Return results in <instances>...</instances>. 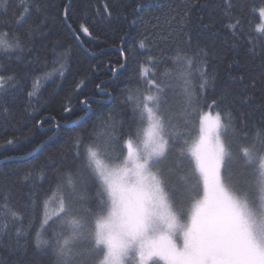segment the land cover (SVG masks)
Here are the masks:
<instances>
[{"label":"snow or ice","instance_id":"1","mask_svg":"<svg viewBox=\"0 0 264 264\" xmlns=\"http://www.w3.org/2000/svg\"><path fill=\"white\" fill-rule=\"evenodd\" d=\"M54 7L51 0H0V59L23 63L39 51L35 41L51 31ZM93 11L119 34L110 72L130 70L128 83L136 85L123 93L133 130L125 133L110 112L91 134L71 135L73 167L55 170L42 200L37 182L47 179L46 169L24 173L17 182L30 186L32 213L42 209L34 232L13 205L12 189L0 185V264H38L37 257L49 264H264V115L257 124L245 110L258 93L264 111V0H100ZM257 16L262 23L253 28ZM62 17L81 44V35L97 38L86 23L72 29L68 4ZM51 54L39 70L45 81H59L49 101L35 89L41 77H31L29 90L27 73L0 66V116L12 114L22 93L36 126L51 120L60 127L33 106L34 98L54 100L71 72L70 48ZM86 83L74 81L71 93ZM96 88L111 95L103 81ZM177 92L178 109L170 103ZM79 102L89 107L87 97ZM61 109L72 112L70 95ZM172 155L177 168L187 160L179 186L171 179L176 168L161 167Z\"/></svg>","mask_w":264,"mask_h":264},{"label":"trees","instance_id":"2","mask_svg":"<svg viewBox=\"0 0 264 264\" xmlns=\"http://www.w3.org/2000/svg\"><path fill=\"white\" fill-rule=\"evenodd\" d=\"M51 2L55 6L52 9L55 19L51 23V31L47 36L36 39L34 48L39 51L22 57L23 63H17L15 57L0 59V66L6 70H15L20 75L28 74L30 78L24 82V87L29 90L32 86L31 77H41L35 84V89L39 93L41 101H49L52 94L58 90L59 81L57 83H52L50 80L45 81L39 70L45 67V61L50 65L53 60L51 54L53 47L57 52L68 47L72 53L71 72L67 74L63 88L59 89V95L46 105L37 104L35 98L33 99L35 108L43 111L45 116L55 117L60 124L58 129L51 120L41 126H36L32 118L25 112L27 100L22 93L11 106L12 114L7 118L0 116V185L7 183L12 189V203L25 215V226H29L31 219L30 226L33 232L39 227L42 209L37 206L35 213H32L31 201L27 198L30 186L17 182L22 180L24 173L35 165L44 166L47 171V179L37 182V192L39 199L42 200L44 193L48 191L53 182L55 170L61 167H73L74 162L67 143L71 135L80 133L87 136L91 134L93 126L97 125L110 112L116 116L117 120L124 122L123 131L125 133L133 130L130 127L133 121L131 109L123 103V93L126 87L136 85L128 83L130 70L128 73L122 72L117 76H113L110 72V67L115 65L119 59L117 50L119 34L114 31L115 26L109 27L96 19L93 6L98 5L100 0H51ZM138 2L147 5L149 3H167V0H138ZM65 4L69 5L68 22L72 29L79 31V24L86 23L93 36L97 37L96 39L81 35L83 43L76 40L71 29L63 21L62 8ZM94 19L95 23H92L91 21ZM261 23L258 16L251 18L253 28ZM130 31L135 34L134 30ZM225 52L229 57L235 55L228 49H225ZM37 56L40 57L39 64L35 63ZM27 60H32L33 65L29 66L26 63ZM258 66L259 61L257 60L253 63V67L257 68V73ZM223 68L224 64L221 63L219 65L221 74H223ZM194 71L195 69H193ZM82 77L87 78L86 86L78 95L72 94L71 89L74 86V81ZM102 81L106 84L105 92L111 93L110 96L98 92L96 85ZM66 94L70 95L72 100L73 110L69 114L63 113L61 109ZM85 97L89 100L90 111L89 107H85L79 102ZM180 100L178 92L175 95L170 94V103L174 104V108H179ZM45 108L46 111H44ZM245 110L252 113V119L257 124L260 123L264 111H262V101L258 93L255 102ZM28 111L31 112V109ZM73 123L77 126L72 127ZM179 127H185L182 121L179 122ZM9 139L15 142L12 145L6 144ZM176 162V155H172L162 164V168L164 170L176 168V175L171 179L179 186L183 183L179 176L183 174L182 169L187 168V160H183L179 168L176 167ZM89 194L94 196V188H89ZM37 262L38 264H49L47 257H37Z\"/></svg>","mask_w":264,"mask_h":264},{"label":"rangeland","instance_id":"3","mask_svg":"<svg viewBox=\"0 0 264 264\" xmlns=\"http://www.w3.org/2000/svg\"><path fill=\"white\" fill-rule=\"evenodd\" d=\"M180 129L184 130V128H180ZM161 167H162V165H161ZM55 208H56V200H55V194H54L53 199L49 203V212L53 211Z\"/></svg>","mask_w":264,"mask_h":264}]
</instances>
